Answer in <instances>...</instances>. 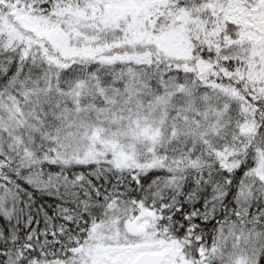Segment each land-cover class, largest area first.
<instances>
[{
    "label": "snow or ice",
    "instance_id": "1",
    "mask_svg": "<svg viewBox=\"0 0 264 264\" xmlns=\"http://www.w3.org/2000/svg\"><path fill=\"white\" fill-rule=\"evenodd\" d=\"M0 264H264V0H0Z\"/></svg>",
    "mask_w": 264,
    "mask_h": 264
}]
</instances>
